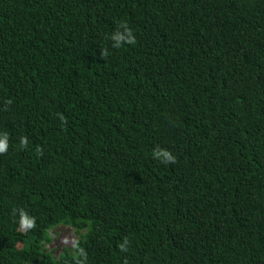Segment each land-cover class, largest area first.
Segmentation results:
<instances>
[{
  "label": "trees",
  "instance_id": "trees-1",
  "mask_svg": "<svg viewBox=\"0 0 264 264\" xmlns=\"http://www.w3.org/2000/svg\"><path fill=\"white\" fill-rule=\"evenodd\" d=\"M5 134L0 264H264V0H0Z\"/></svg>",
  "mask_w": 264,
  "mask_h": 264
},
{
  "label": "clouds",
  "instance_id": "clouds-1",
  "mask_svg": "<svg viewBox=\"0 0 264 264\" xmlns=\"http://www.w3.org/2000/svg\"><path fill=\"white\" fill-rule=\"evenodd\" d=\"M120 27L123 29V31H117L113 36L112 39L115 41V47H120L123 43L128 44H134L135 43V36L132 32V30L128 27L126 23H121ZM104 57H107L108 52L107 50H104L102 53ZM61 120H64V117L61 115ZM22 145H27V139L22 138L21 139ZM8 136L5 134L2 137H0V154L5 153L8 149ZM154 158L160 159L162 158V162L167 163H175L176 157L171 154V152L167 150H156L154 152ZM21 226L24 229L32 228L35 226V220L33 218L28 217L26 213L21 211ZM127 240L125 241V244H121V250H126L125 245L127 244Z\"/></svg>",
  "mask_w": 264,
  "mask_h": 264
},
{
  "label": "rangeland",
  "instance_id": "rangeland-1",
  "mask_svg": "<svg viewBox=\"0 0 264 264\" xmlns=\"http://www.w3.org/2000/svg\"><path fill=\"white\" fill-rule=\"evenodd\" d=\"M51 240L45 245L46 250L52 251L54 256H58L65 248L72 249L78 233L67 224H57L49 230Z\"/></svg>",
  "mask_w": 264,
  "mask_h": 264
}]
</instances>
